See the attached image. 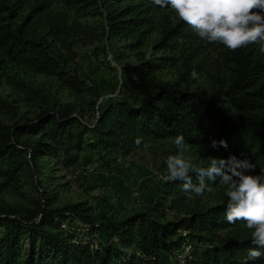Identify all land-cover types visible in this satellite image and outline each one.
Returning a JSON list of instances; mask_svg holds the SVG:
<instances>
[{
	"label": "trees",
	"instance_id": "obj_1",
	"mask_svg": "<svg viewBox=\"0 0 264 264\" xmlns=\"http://www.w3.org/2000/svg\"><path fill=\"white\" fill-rule=\"evenodd\" d=\"M138 1L106 17L109 32L130 39L131 48L143 44L151 30L150 11L167 9L153 0ZM28 2L0 0V74L16 84L9 69L20 68L53 77L77 93L87 91L72 67L76 55L72 45L81 27L55 19L45 2L32 6L20 23H13L16 12ZM196 38L181 20L164 26L154 45L155 52L163 49L164 53L123 67L116 94L99 106L92 127L73 133L77 117L70 105L41 108L32 119L0 124V177L16 182L28 160L35 162L42 156L75 162L82 135L88 132L92 134L88 146L105 158L183 135L192 147L247 159L256 174L264 173V53L249 45L230 51L217 43L226 75L216 78L212 93L205 97L178 90L160 77L162 69L175 66L177 60L183 67L181 76L190 74L189 51L195 49ZM175 51L178 57L171 55ZM0 108L11 107L0 98ZM20 136L34 139L19 141ZM212 140L217 141L215 148L210 147ZM191 175L197 184L195 174ZM219 182V177L206 180L211 188ZM168 187L145 211L120 219L88 214L89 209L79 203L24 215L0 209V264H161L162 255L177 251L184 242L189 249L183 264H264V248H257L262 253L259 258L248 259L249 250L256 246L244 223L227 222L226 195L214 205L203 206L200 198L209 191L197 197L182 191L179 180ZM75 220L84 224V236H77L71 225Z\"/></svg>",
	"mask_w": 264,
	"mask_h": 264
},
{
	"label": "rangeland",
	"instance_id": "obj_2",
	"mask_svg": "<svg viewBox=\"0 0 264 264\" xmlns=\"http://www.w3.org/2000/svg\"><path fill=\"white\" fill-rule=\"evenodd\" d=\"M42 2L46 3V9L55 19L60 18L69 26L81 27L82 31L72 45L76 54L72 67L74 73L84 80L87 91L77 93L63 87L53 77L10 68L9 73L12 79L17 80L16 84H10L0 74V98L11 107L0 108L2 125L32 119L41 108L70 105L77 117L73 133H78L83 126L92 127L99 106L116 94L123 67L162 55L163 49L155 52L154 45L160 40L163 27L180 20L170 8L151 10V30L143 44L136 48L127 46L130 39L113 36L109 32L106 17L109 12L138 3V0L121 3L107 0H29L25 7L16 12L13 23H20L32 6ZM39 11L37 9L36 12ZM249 46L254 51L259 50V45ZM192 47L195 49L189 51L188 71L191 73L195 70L197 78H191L190 74L185 78L181 76L183 67L180 60L173 67L163 68L160 77L178 90L187 89L207 97L214 89L216 78L226 75V63L217 43H209L197 35ZM178 54L175 51L171 55L178 57ZM91 135V132L82 135L83 143L80 150L75 152V162L66 164L60 156H42L35 162L29 159L16 182H6L0 177V209H10L17 215H24L42 208L55 210L79 203L81 207L89 209L88 214L120 219L145 211L151 201L157 200L169 188L171 181L167 179L165 161L177 152L172 141L163 139L146 143L128 154L120 152L105 158L88 146ZM18 139L29 142L34 138L20 136ZM186 155L191 156L198 166L208 165L213 157H229L192 146ZM225 191V186L219 182L200 198V204L214 205L226 195ZM172 213L168 216L171 217ZM71 225L77 236H84V224L75 220ZM188 249L189 246L182 243L177 251L162 255L161 264H183Z\"/></svg>",
	"mask_w": 264,
	"mask_h": 264
},
{
	"label": "clouds",
	"instance_id": "obj_3",
	"mask_svg": "<svg viewBox=\"0 0 264 264\" xmlns=\"http://www.w3.org/2000/svg\"><path fill=\"white\" fill-rule=\"evenodd\" d=\"M153 3L170 8L209 43H220L230 51L256 44L264 53V0H153ZM197 75L195 70L190 73L193 79ZM135 142L139 143L140 138ZM172 142L177 152L165 161L167 179L181 181L182 191L199 197L211 191L206 180L215 181L219 177L228 197L225 218L230 224L244 223L256 246L249 250L248 259L259 258L262 253L257 248H264V173L253 174L255 165L234 155L226 159L213 157L207 166H198L186 155L191 146L183 135H177ZM219 144L227 147L224 140ZM216 146L217 141L212 140L210 147ZM191 174H195L197 184H193Z\"/></svg>",
	"mask_w": 264,
	"mask_h": 264
}]
</instances>
